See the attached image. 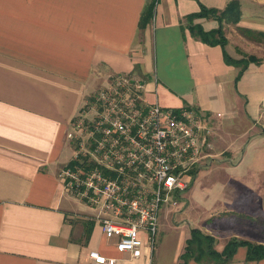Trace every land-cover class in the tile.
Returning <instances> with one entry per match:
<instances>
[{"label":"crops","instance_id":"0c3cea01","mask_svg":"<svg viewBox=\"0 0 264 264\" xmlns=\"http://www.w3.org/2000/svg\"><path fill=\"white\" fill-rule=\"evenodd\" d=\"M150 1L0 0V264H98L91 249L113 264H177L194 226L219 251L232 237L264 244V0H240V20L224 25L233 58H259L246 65L189 28L218 27L214 16L188 15L231 0H154L142 26ZM122 72L144 79L148 101L200 111L212 146L187 197L162 206L152 250L140 234L138 256L116 250L58 177L86 96ZM221 264L264 257L240 245Z\"/></svg>","mask_w":264,"mask_h":264},{"label":"built area","instance_id":"2783aa9c","mask_svg":"<svg viewBox=\"0 0 264 264\" xmlns=\"http://www.w3.org/2000/svg\"><path fill=\"white\" fill-rule=\"evenodd\" d=\"M144 83L117 73L86 96L66 132L72 156L58 171L63 189L91 210L84 216L131 256L140 254L142 233L153 249L162 206L181 202L212 155L201 112L148 101ZM88 255L98 264L115 261L96 249Z\"/></svg>","mask_w":264,"mask_h":264},{"label":"trees","instance_id":"16d2710c","mask_svg":"<svg viewBox=\"0 0 264 264\" xmlns=\"http://www.w3.org/2000/svg\"><path fill=\"white\" fill-rule=\"evenodd\" d=\"M154 0L148 2L140 16V25H144L153 13ZM198 16H214L219 21V26L211 30H204L201 25L190 24L191 31L199 36L202 41L209 44H220L224 50L225 60L230 63L248 64L249 61H256L259 58L255 55H246L242 59H236L227 51L226 45L228 39L225 34V22L237 23L241 18V3L240 0H231L224 8L206 7L201 4L198 12L189 14L188 19L191 21ZM246 31V30H244ZM216 238L211 233H206L198 227L190 228V235L186 238L184 249L179 256L177 264H184L190 259L197 261H205L208 263L221 264L225 263L233 257L237 248L240 245L248 247L249 259H261L264 257V244L253 242L244 238L232 237L225 245L222 251L215 247Z\"/></svg>","mask_w":264,"mask_h":264},{"label":"rangeland","instance_id":"374dc122","mask_svg":"<svg viewBox=\"0 0 264 264\" xmlns=\"http://www.w3.org/2000/svg\"><path fill=\"white\" fill-rule=\"evenodd\" d=\"M188 178H189V176L186 175V176H185V179H188ZM187 192H188V191H186V192L183 194V197H187V196H186V195H187V194H186ZM193 200H194V199H193ZM190 201H191V200H190ZM181 202H182V201H181ZM85 210H86V208H85V207H82V212L85 211ZM189 211H190V210H189ZM189 211L186 210L185 212H189Z\"/></svg>","mask_w":264,"mask_h":264}]
</instances>
